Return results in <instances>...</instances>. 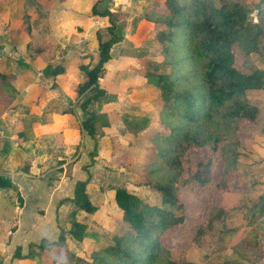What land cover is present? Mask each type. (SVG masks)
<instances>
[{"label": "crops", "instance_id": "1", "mask_svg": "<svg viewBox=\"0 0 264 264\" xmlns=\"http://www.w3.org/2000/svg\"><path fill=\"white\" fill-rule=\"evenodd\" d=\"M95 3L9 0L0 10V177L9 182L0 187V264H63L59 248L39 252L33 244L57 240L60 229L69 230L72 214L85 226L84 215L99 226L93 215L71 203L75 183L88 179L89 199L102 209L112 193L108 185L103 193V176L112 177L119 157L131 159L134 144H145L139 140L142 133L128 134V123L158 118L157 90L146 78L156 69L150 56L158 46V28L150 26L147 16L164 11V0H99L94 14ZM254 12L261 21L264 0ZM110 27L122 39L110 48L97 78L105 96L83 109L77 86L86 75L80 67L92 69L98 63L99 39L112 37ZM243 38L249 41L248 32L240 44ZM242 54L253 70L264 71V56L248 48ZM50 65L62 66L63 72L45 73ZM254 98L251 103L260 111L252 146L258 169L264 165V91ZM87 112L103 116L104 122L96 124V143L80 127ZM85 240L65 234L67 247L79 250ZM17 248L23 258L14 257Z\"/></svg>", "mask_w": 264, "mask_h": 264}, {"label": "trees", "instance_id": "2", "mask_svg": "<svg viewBox=\"0 0 264 264\" xmlns=\"http://www.w3.org/2000/svg\"><path fill=\"white\" fill-rule=\"evenodd\" d=\"M98 1L96 0L94 4L92 11L94 14L97 13L95 5ZM261 1L164 0V11L160 13L153 10L148 14L147 20L150 26L155 25L158 28L156 37L162 45L165 56H170L171 50L178 46V40L183 41L188 38L183 45V51L186 53L184 60L189 58L193 61L197 75L198 86L177 90L172 74L156 70L146 72L148 83L157 90L158 101L164 111V119L178 116L192 124L198 117L203 122L211 123L215 131H218L200 135L198 131L187 128L181 132L182 141L178 142L177 139L174 140V128L163 126L162 128L168 131L162 137L169 140L171 138V141L178 144L169 163L180 176L183 172L180 161L182 148H187L194 153L204 150L206 159L199 161L192 174L182 181L179 178H169L165 183L146 181L145 185L151 192L161 197L160 204L143 199L124 188L113 187L111 195L100 209L89 199L86 190L88 179L77 181L74 185L73 197L70 199L75 208L93 215L100 227L113 231L115 235H118L120 226L124 224L123 233L119 239L111 243L100 240L97 250L93 249L95 244H91L92 248L89 246L75 254L66 246L65 234L74 241L81 242L86 226L75 221L72 214L69 230L60 229L57 240L43 239L38 244H33L39 252L59 248L60 257L63 256L69 262L82 260V264H196L192 261H174L170 257L168 248L163 244L162 235L166 232L173 234L184 222L183 215H176L173 210L165 208L164 204L174 208L182 207V200L176 192L180 186H186L187 182L197 186L208 183L210 155L220 149L218 143L221 140H224L221 153L230 157L227 159V167L232 169L239 166L237 150L235 147L225 148L227 145L225 142L228 141L230 133H236L239 130L240 122L257 123L259 120L260 111L249 102L246 94L252 92L254 98L258 91H264V71L244 70L235 45L244 32L251 31L253 32L250 38L251 53L259 57L264 56L263 29L258 22H249V14L259 8ZM107 12L108 10L103 14ZM109 29L112 37L108 40L99 39L101 50L98 63L92 69L80 67L86 75V81L77 86L78 101L84 97L81 103L83 109H86L90 102L99 101L105 96V91L97 84V78L103 64L110 58V48L122 39L121 36L113 34L112 27ZM44 72L55 76L63 72V67L50 65ZM200 109H202L201 112H199ZM87 114L80 123V127L96 143L100 136L96 124L104 122L103 116L92 112ZM139 140H142V145L147 142L142 136ZM151 150H153L152 147ZM96 153L94 149L90 154L91 163L95 161ZM127 174L137 181V174H131V172ZM7 185L9 182L0 177V187ZM234 209L241 211L242 215L248 218V225L252 226L253 221L264 213V196L252 199L248 204ZM226 215V210L216 208L207 223L199 225L196 229L194 241L198 242L203 238L205 232L212 229L213 223L222 222ZM234 232L235 230H225V234L228 235H233ZM253 232L250 229L246 237ZM129 241L130 244H128ZM125 242L127 245L124 246ZM14 257L23 258L20 248L16 249ZM246 260L247 264H255L250 258Z\"/></svg>", "mask_w": 264, "mask_h": 264}, {"label": "rangeland", "instance_id": "3", "mask_svg": "<svg viewBox=\"0 0 264 264\" xmlns=\"http://www.w3.org/2000/svg\"><path fill=\"white\" fill-rule=\"evenodd\" d=\"M8 1L0 0V10ZM227 1L231 0H222V2ZM257 15L259 14L254 11L251 12L249 22H258L264 33V17H261L260 21ZM25 21H23L24 24ZM251 33L253 35V32L248 31L250 38L252 37ZM250 38L249 41L247 38H243L241 44L238 42L235 45L241 57V66L246 71L253 70L252 63L248 62L247 57L242 54L244 48L251 49ZM187 40L188 38L183 41L178 40V46L171 50L170 56L164 55L162 45L158 41L157 48H154L150 56V61L154 62V66H157L155 69L157 72L172 74L177 90L198 86L193 61L189 58L184 60L186 53L183 51V45ZM180 59L181 61H178ZM253 94L252 92L246 94L250 103L255 99L252 97ZM163 126L174 128V140L177 139L178 142L182 141L181 132L187 128L198 131L200 135L218 132L215 131L216 129L211 123L203 122L198 117L192 124L185 122L178 116L164 119V111L161 103H159L158 118L155 122L139 119L132 124L128 123L127 131H130L128 134L142 133L147 142L142 147L133 145L131 159L129 155L125 159H123L125 155H119L123 158H118L113 173H109L112 177L103 176L105 181H103L102 191L104 194L107 192L106 185H108L111 188H124L143 199L160 204L161 197L151 192L145 185L146 181L165 183L169 178H179L182 181L192 174L199 161H205L204 150H198L197 153H194L187 148H182L183 153L180 161L183 172L179 176L177 170L169 163L178 144L171 141V138L169 140L162 137L168 131L164 130ZM256 126L257 123L240 122L239 130L236 133H230L228 141L225 142L227 144L225 148L235 147L237 150L239 166L232 169L227 167L229 156L221 153V147L224 145V140H221L218 143L220 149L210 155V179L208 183L197 186L187 182L186 186H180L176 192L182 200V207L174 208L169 204H164L165 208L173 210L176 215L184 216V222L173 234L166 232L161 238L174 261H192L196 264H247L246 258H250L255 264H264V213L255 219L253 225L250 226L251 224L248 225V218L244 217L241 211L238 212L234 209L237 206L248 204L252 199L255 200L259 196H264V165L255 169V161L257 160L253 156L252 148L255 144V137L257 138L258 128ZM127 139L128 136L126 135ZM127 172L137 174V181H134ZM216 208L226 210L227 215L222 222H214L212 229L206 231L204 237L198 242L194 241L196 229L199 225L207 223ZM84 217L87 223L84 234L86 240L80 243L81 248L95 244L93 249L97 250V244L100 240L111 243L113 240L119 239L125 229V225H121L119 232L117 231L118 235H115L113 231L97 226L90 216L84 215ZM227 229L235 230L234 234H225ZM250 229L254 232L246 237V233ZM93 245H90L89 248H92ZM123 245H127V242ZM68 247L71 248V251L81 249L79 247L78 250V247L72 245H68ZM135 251L137 252V250ZM59 258L63 264H82V260L69 262L63 256Z\"/></svg>", "mask_w": 264, "mask_h": 264}]
</instances>
